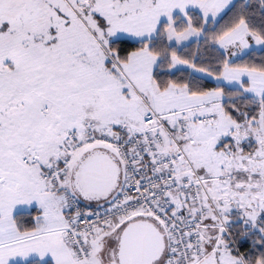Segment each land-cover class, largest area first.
Instances as JSON below:
<instances>
[{
	"label": "snow or ice",
	"instance_id": "snow-or-ice-1",
	"mask_svg": "<svg viewBox=\"0 0 264 264\" xmlns=\"http://www.w3.org/2000/svg\"><path fill=\"white\" fill-rule=\"evenodd\" d=\"M0 264H264V0H0Z\"/></svg>",
	"mask_w": 264,
	"mask_h": 264
}]
</instances>
